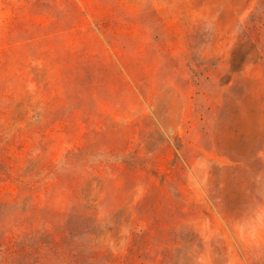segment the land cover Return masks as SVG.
I'll return each instance as SVG.
<instances>
[{
  "label": "rangeland",
  "instance_id": "1",
  "mask_svg": "<svg viewBox=\"0 0 264 264\" xmlns=\"http://www.w3.org/2000/svg\"><path fill=\"white\" fill-rule=\"evenodd\" d=\"M19 222L40 264H264V0H0Z\"/></svg>",
  "mask_w": 264,
  "mask_h": 264
},
{
  "label": "trees",
  "instance_id": "2",
  "mask_svg": "<svg viewBox=\"0 0 264 264\" xmlns=\"http://www.w3.org/2000/svg\"><path fill=\"white\" fill-rule=\"evenodd\" d=\"M29 185V184H28ZM32 187V185H29ZM22 223H16L8 227V230L4 233V236L0 240V264H40L39 252L40 246H19L21 243L20 235L17 234L19 228H23ZM15 230V232H14ZM52 231L46 229L44 231L47 235H52ZM75 232V233H74ZM26 235L28 233H25ZM72 234V231H71ZM78 234L73 231V235ZM50 249L56 251L59 247V239L57 235H52L50 241Z\"/></svg>",
  "mask_w": 264,
  "mask_h": 264
}]
</instances>
